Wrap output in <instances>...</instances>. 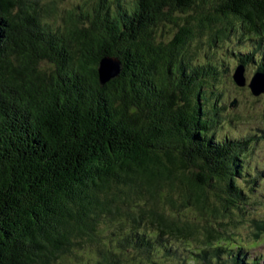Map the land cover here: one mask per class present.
<instances>
[{"label":"trees","instance_id":"trees-1","mask_svg":"<svg viewBox=\"0 0 264 264\" xmlns=\"http://www.w3.org/2000/svg\"><path fill=\"white\" fill-rule=\"evenodd\" d=\"M57 10L0 0V264H163L170 239L232 241L259 179L247 168L256 135H217L220 65L198 52L204 34L211 45L235 32L256 42L234 50L238 65L254 63L264 0H85L62 21ZM106 56L122 69L102 84ZM206 246L261 264L242 245Z\"/></svg>","mask_w":264,"mask_h":264},{"label":"rangeland","instance_id":"rangeland-1","mask_svg":"<svg viewBox=\"0 0 264 264\" xmlns=\"http://www.w3.org/2000/svg\"><path fill=\"white\" fill-rule=\"evenodd\" d=\"M45 3L55 1L58 6L57 12L53 14V19L62 21L67 12L85 0H43ZM163 29V30H162ZM168 39L173 36V32H168V27L159 29V33ZM238 34L232 32L230 40L219 41L209 45L208 35L201 37V48L199 49L200 60H204V54L207 53L209 59L215 60L220 66V75L222 79L223 95L220 98L223 105L224 114L222 122L217 126V135L224 137L228 134L232 138H242L247 135H256L252 137L253 143L248 146L247 156H249V164L247 168L249 172L257 173L259 179L257 182H249L246 189L249 190L250 196L248 204L245 205L243 216L235 218L234 222H229L224 237L230 234L232 241L227 242L215 241L206 243L201 236L199 239H170L174 253L170 258L166 259L163 264H231L226 253H221L222 258L217 259L211 252L204 253L203 249L208 248L206 245H224L233 244V247L244 246L247 251L245 257L249 259H261L264 262V231L260 233L258 222L264 219V93L254 95L248 85L240 87L233 79V72L238 65V53L234 50H242L247 52L254 47L255 40L238 39ZM264 43V40H263ZM232 49V50H231ZM264 45L260 52L256 53L254 63H250L245 67V76L247 82H250L257 70L258 63L264 59ZM226 74L224 76V72ZM252 170V171H250ZM250 175V177L253 176ZM241 180V179H239ZM242 184L243 181L241 182ZM187 214V211H185ZM214 246H209L212 250ZM201 253V254H200Z\"/></svg>","mask_w":264,"mask_h":264},{"label":"water","instance_id":"water-1","mask_svg":"<svg viewBox=\"0 0 264 264\" xmlns=\"http://www.w3.org/2000/svg\"><path fill=\"white\" fill-rule=\"evenodd\" d=\"M121 69L122 64L117 57L106 56L102 58L98 68L101 83L104 84L115 78L120 74ZM233 79L240 87L248 85L254 95L264 93V73L262 71H256L250 82H247V78L245 76V66L240 64L233 72Z\"/></svg>","mask_w":264,"mask_h":264}]
</instances>
